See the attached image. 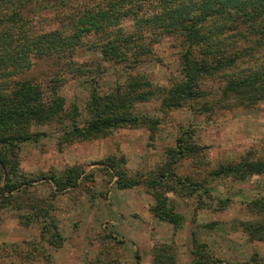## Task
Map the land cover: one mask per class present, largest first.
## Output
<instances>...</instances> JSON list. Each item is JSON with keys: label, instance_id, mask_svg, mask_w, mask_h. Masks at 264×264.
Masks as SVG:
<instances>
[{"label": "trees", "instance_id": "1", "mask_svg": "<svg viewBox=\"0 0 264 264\" xmlns=\"http://www.w3.org/2000/svg\"><path fill=\"white\" fill-rule=\"evenodd\" d=\"M46 11L54 24L39 29L36 17ZM125 20L128 29L122 24ZM160 35L174 36L180 46V76L167 87L153 86L131 71L150 57ZM80 50L97 53L98 61L83 70L86 65L73 59ZM43 60L55 68L45 85L28 76L34 63ZM120 65L128 70L126 78L115 79L106 90H99L96 78L88 75L82 117L76 107L66 109L58 89L67 76L99 77L106 68L101 66L118 70ZM213 77L219 83L214 93L200 86L201 80ZM212 93L210 101L199 103ZM154 98L164 111L184 104L195 109L205 105L208 110L213 104L246 108L264 100V0H0V207L14 208L21 224L40 221L42 240L52 249L60 246L62 237L50 212L51 198L75 188L83 174L71 165L59 175H46L42 178L50 193L36 195L30 187L37 179L19 169L20 145L35 140L32 127L66 116L69 122L62 128L61 143L102 138L115 128L137 126H146L151 140L156 119L138 106ZM174 139L162 162L146 174H128L122 156L111 154L102 163L117 188L144 186L153 199L149 211L157 220L173 228L182 220L168 192L196 195L201 204V194L208 195L213 189L210 181H243L256 175L264 185V159L244 155L211 164L201 159L202 146L190 132L183 130ZM186 158L196 161L191 162L190 174L181 175L176 164ZM224 201L228 198L217 200L221 206ZM241 202L253 218L239 221L240 229L250 240H264V193ZM202 246L195 247L187 264H207ZM7 247L8 255L0 258L19 257L9 264H38L35 257L39 255L45 259L42 264L52 263L46 248L35 243L23 240ZM150 257L151 264H178L173 241L154 242Z\"/></svg>", "mask_w": 264, "mask_h": 264}, {"label": "rangeland", "instance_id": "2", "mask_svg": "<svg viewBox=\"0 0 264 264\" xmlns=\"http://www.w3.org/2000/svg\"><path fill=\"white\" fill-rule=\"evenodd\" d=\"M41 13V16L36 17L35 25L39 29H47L54 24L53 16L48 11ZM122 24L127 29L129 28V21L125 20ZM179 49L178 39L174 36L160 35L157 42L152 45L150 57L142 60L131 71L147 78L153 86L167 87L180 76ZM98 56L95 52L80 50L75 53L73 59L77 63H84L86 65L82 68L84 70L97 62ZM101 67L106 68H103L104 71L99 77L86 73L78 78L67 76L58 89V93L64 99L66 109L76 107L75 110L79 114V118L85 112L84 102L89 90L88 75L96 78L99 90H106L110 88L115 79L118 78L120 82L124 80L128 72L121 65L119 66L121 69L118 70L109 66L108 68L107 66ZM53 71L55 68L50 64V61L43 60L34 63L28 76L36 77L45 85L54 73ZM218 84V78L213 77L201 80L200 86L206 90L210 89L214 93ZM213 93L212 97L210 95L204 97L199 100V103L201 104L205 100L210 101L214 97ZM159 101L154 98L144 101L138 106L139 110H143L145 114L156 119V132L151 140L148 139L146 126L115 128L108 136L102 137L104 141L101 145L104 148L103 154H95L93 150L97 149L99 152L101 148L100 138L61 143L62 128H66L69 122V118L66 116V118L60 117L59 120H51L43 125L32 127V130L37 134L35 140L20 145L19 169L29 178L37 179L30 187L36 195L46 196L50 193L49 186L45 182L46 179H43L46 175H59L71 165L78 167L83 174V178L79 181L80 184L75 188L57 192L51 198L53 208L50 212L62 241L66 242V245L78 243L81 246L82 244L70 236V231L79 230L81 227L82 220L78 210H83L86 203L89 206V211L92 212L94 204L101 201L99 198L106 197L107 192L113 187V194L116 196H113L111 201H101L105 206L103 217L102 214L94 212V220H97L98 223H106L101 228L103 233L97 232L92 237L97 243H100L99 249H95L96 253L92 254V259L97 260L93 264H131L129 262L139 261L140 256L151 264L150 251L139 250L138 252L131 241L127 242L119 236H112V232L108 230L112 229V226L114 228L118 226V224H109V219H114L116 222H119L120 219L119 214L112 207L113 204H116L115 202L122 204L125 209L137 206V204L132 206L127 200V196L130 197L131 194L128 190H114L116 186L113 179L109 172L102 167V163L111 154L114 158L124 157L125 163L122 166L128 174L135 172L146 174L162 162L165 149L172 147L175 142L174 138L186 130L191 133L193 141L202 146L201 159H207L211 164L216 161L236 160L244 155L264 159V100H259L255 106L246 108L234 106L226 109L219 107L218 104H213L212 108L208 110L204 108L205 105L195 109L194 106L189 107L184 104L165 111L160 110ZM111 148L113 152L110 150ZM105 150L112 153L107 154ZM193 161L196 160L192 158L179 160L176 164V171L181 175L190 174ZM210 184L213 185V189L208 195L201 194V204H199L196 195L188 196L183 192L181 194L170 192L166 194L174 211L182 216L179 225L171 232L178 244V249L174 247L176 262L178 264L191 262L193 259L191 252L196 250L195 247L199 244L203 245L201 250L207 264H213L208 262V259L216 260V264H264V240L248 239L239 227V221L253 218L246 212L241 201L264 193L261 177L253 175L243 181L215 180L214 182L210 181ZM133 191L139 195L146 192L142 185L134 187ZM84 197L87 201L84 200ZM225 197L228 198V201H224L225 203L221 206L217 200ZM22 212L24 211L21 210L18 213ZM138 212L140 218L144 216L140 208ZM16 213V210L10 206L0 207V226L5 225L10 229V224L13 223ZM19 224L26 228V232L25 237L18 240H4L7 237L5 235L7 230L0 228V246L2 245L0 248L4 249L0 255H8L5 254V251L9 250L8 244H18L27 239L26 241L35 243L38 247H45L50 254L52 263L65 264L56 262L52 256V248L42 240L44 237L39 236L40 221L28 222L27 225ZM134 224L133 220H127L119 225H124L127 236L131 238L137 232L136 227H133ZM43 234L48 236L49 233ZM140 234L142 233L140 232ZM4 236L6 237L4 238ZM10 238L11 236L7 239ZM174 240L166 238L152 242H174ZM89 242H91L90 239ZM83 256L81 259L84 260ZM35 258L38 264L45 261L40 255ZM13 259L18 260L19 257L12 255L0 258V264H9ZM89 263L92 264L91 261ZM89 263L87 261V264Z\"/></svg>", "mask_w": 264, "mask_h": 264}, {"label": "crops", "instance_id": "3", "mask_svg": "<svg viewBox=\"0 0 264 264\" xmlns=\"http://www.w3.org/2000/svg\"><path fill=\"white\" fill-rule=\"evenodd\" d=\"M100 140V150L98 152L97 149H94L93 152L95 154L102 153L104 148L101 146L104 142L102 138ZM98 148V147H97ZM110 150L113 149L111 148ZM106 151V150H105ZM112 153L111 151H106L107 154ZM134 187L130 188H117L114 187V190H128L131 194L127 196V200L130 201L131 205L134 206L137 204L136 207L125 209L123 208L122 204H113L112 207L116 213L119 214L120 219L119 222H116L112 219L108 220L109 224H118L117 228H114L112 226V229H108L110 232H112V236L116 235L119 236L124 241H131L134 245L135 250L139 252V250H143L144 252L150 251L151 246L153 244L152 241L156 240H162L166 238H172L174 240V235H172V229L173 226L165 221H159L156 217H154L150 211L149 206L153 203V199L150 196L149 193L143 192L142 195H139L137 192L133 191ZM113 187L110 188V190L107 192V196L104 198H99V200H106L111 201V198L113 196H116L113 194ZM85 200V197H84ZM87 201V199L85 200ZM99 201L98 203L94 204L93 211H89V206L85 203V207L83 210H78L80 219L82 220V223L80 224L81 227L79 230H72L70 231V236H72L75 239H77L78 242H82L81 246L78 245V243H74L72 245L67 244L66 242H63L60 244V246L52 249V256L56 260V262H62L65 264H87V261H91V263H96V259H92L93 252L96 253L95 249H99V244L95 240V238H92L95 236V233H103V230L101 229L104 226V223L99 222L97 220L93 219V216L96 214H102L105 211V206L103 203ZM121 203V202H120ZM138 207V208H137ZM140 208V211L142 210L144 213V216L140 218V214L138 212V209ZM17 216L15 215V219L13 220V223L10 224V229L6 227L5 225L0 226V228L7 230L5 232L4 240H18L19 238L22 239V237H25L26 228L22 227L17 222ZM127 220H133L135 222L133 227H136V233L130 238L127 236L126 229L124 228V225H119ZM105 221V220H104ZM177 227V226H176ZM7 228V229H6ZM10 231V232H9ZM142 233L139 235V233ZM23 233V235H22ZM9 235V236H8ZM11 236L10 239H7ZM81 236V237H80ZM18 237V238H17ZM81 238V240H80ZM89 239L91 242H89ZM27 240V239H26ZM64 243V245H63ZM174 247L178 249V244L176 243V240L173 242ZM84 253V254H83ZM77 254V256H75ZM85 258L84 260L81 259V256ZM77 257V259H75ZM139 261L129 262L131 264H149V262L146 260H143V257H139ZM121 263V262H120ZM54 264V263H51ZM56 264V263H55ZM90 264V263H89ZM113 264V263H112Z\"/></svg>", "mask_w": 264, "mask_h": 264}]
</instances>
